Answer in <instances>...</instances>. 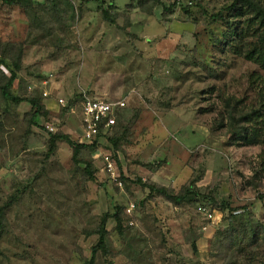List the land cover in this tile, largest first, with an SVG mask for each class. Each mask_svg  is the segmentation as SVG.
<instances>
[{
	"label": "rangeland",
	"instance_id": "obj_1",
	"mask_svg": "<svg viewBox=\"0 0 264 264\" xmlns=\"http://www.w3.org/2000/svg\"><path fill=\"white\" fill-rule=\"evenodd\" d=\"M106 1L115 5L113 22L96 2L55 0L44 9V23L36 24L30 11L0 0V45L22 48L12 90L27 97L31 86L48 112L32 122L29 103L0 100V205L9 203L0 264L88 263L98 241L94 231L115 206L122 228L106 220V247L90 264L255 263L228 248V229L240 218H227L237 209L245 213L243 224H264L262 146H229L224 129L211 131L219 93L247 102L256 97L246 78L257 66L222 51L210 36L223 29L212 15L225 0H180L168 15L160 6L147 15L129 0ZM82 93L126 101L121 138L116 145L101 140L99 147L124 175L120 188L106 176L100 156L86 149L79 164L65 142L46 156L49 132L80 142ZM86 160L94 167L92 180ZM189 182L193 192L178 205L142 186L178 193ZM128 203L135 205L131 216ZM199 203L214 207L211 221L197 214ZM251 251L264 260V238Z\"/></svg>",
	"mask_w": 264,
	"mask_h": 264
},
{
	"label": "trees",
	"instance_id": "obj_2",
	"mask_svg": "<svg viewBox=\"0 0 264 264\" xmlns=\"http://www.w3.org/2000/svg\"><path fill=\"white\" fill-rule=\"evenodd\" d=\"M55 0H5L10 5H18L27 14L32 13V21L44 23V9L49 2ZM89 1V0H87ZM98 3L97 9L100 10L102 17L105 20L113 22L114 16L112 10L115 7L114 4L106 0H90ZM130 4L138 8L141 12L151 15L153 9L156 6L162 8V14L168 15L173 12L175 2L166 4L163 0H129ZM106 4V7H103ZM191 4V3H190ZM187 7V6H186ZM183 10L187 12V8ZM214 22H222V30L215 33L214 30L210 31V36L216 39L218 46L222 51L241 57L247 61L254 63L257 69L252 70L248 73L246 82L248 88L255 93V101L247 102L246 99L236 97L235 95H225L224 93L218 94L221 102V108L217 113V118L211 126V131L224 129L227 136V144L229 146H244V145H261L262 149L259 153V162L261 161L260 170L264 172V0H225L222 4V10L212 15ZM59 21L60 18L57 17ZM5 50H2L4 49ZM22 69V48L13 45L5 44L0 45V100L5 105L18 106L22 102L29 103L31 106V121L40 115H48L44 106L41 103V94L32 90L30 87L29 95L19 96L13 92V85L19 78V71ZM20 82L18 81V84ZM43 96V95H42ZM82 94L80 95L81 98ZM126 106V101H125ZM122 107L116 111V123L112 129L99 134L102 136L101 140L109 141L113 145H116L119 141L120 134L122 133V118L121 111L125 108ZM213 128V130H212ZM100 139L95 140L92 144H85L77 142L71 139V137L59 131L54 133L49 132L47 140L48 148L46 156L51 155L58 142H65L71 148V158L75 164H79L82 161L79 160V154L82 150L86 149L90 154H96L99 150L101 143ZM103 153V152H102ZM111 158L113 156L110 154ZM102 163V157H100ZM114 161V159H113ZM116 165V164H115ZM93 164L91 161H84V171L88 179H94ZM116 171L119 179L124 185V175L118 170L116 165ZM257 170L255 171V173ZM192 183L183 184L178 193L171 191L164 185H157L155 183L150 185H142L148 188L150 195H157L163 197L165 200L178 205L182 203L193 189L191 188ZM210 199V198H209ZM197 200V199H193ZM211 200V199H210ZM133 206L134 203H132ZM202 205H208L206 203H199ZM9 203L0 205V239L2 238V231L4 230V215L5 210ZM130 205L128 203L125 207V214L131 216V213H127L126 209ZM210 206V205H209ZM222 207L224 204L221 205ZM197 207V206H196ZM226 207V206H225ZM211 210L213 206L208 207ZM237 209H233L229 213L227 222L230 223L237 217L240 219L237 221L238 224H231V228L228 229V248L232 246L238 248L242 255L246 258L249 254V259L255 261L253 264H264V260L258 256V252L254 253L251 251L247 253L246 250L253 245H256L261 238H264V224L262 223H247L243 224L242 217L243 213H237ZM201 217L202 215L197 212ZM112 218L115 221L116 228L120 231L122 226L121 219V207L115 206L111 213H105L101 221L94 231L98 236L97 243L91 248V258L88 263L90 264L99 249L106 247V220ZM202 219H204L202 217ZM207 221L206 219H204ZM211 221V220H210ZM208 222V221H207ZM193 248L195 246L193 245Z\"/></svg>",
	"mask_w": 264,
	"mask_h": 264
},
{
	"label": "built area",
	"instance_id": "obj_3",
	"mask_svg": "<svg viewBox=\"0 0 264 264\" xmlns=\"http://www.w3.org/2000/svg\"><path fill=\"white\" fill-rule=\"evenodd\" d=\"M28 89H30V87H28ZM43 95L46 96L47 93L44 92ZM57 101L59 104L65 105L63 98H59ZM124 106V99L109 101L105 98L91 97L82 93L79 101L80 142L92 144L97 139L101 140L102 136L99 134L112 129L113 125L116 123V111ZM95 156L102 157V169L106 173L108 179L119 188L122 187V181L118 177L116 165L110 154L97 152ZM133 207V204L130 203L126 212L131 213ZM196 211L207 221L213 219V211L206 205L198 204Z\"/></svg>",
	"mask_w": 264,
	"mask_h": 264
},
{
	"label": "crops",
	"instance_id": "obj_4",
	"mask_svg": "<svg viewBox=\"0 0 264 264\" xmlns=\"http://www.w3.org/2000/svg\"><path fill=\"white\" fill-rule=\"evenodd\" d=\"M43 93H44V92H42V95H43ZM43 96H44V95H43ZM46 96H47V95H46ZM46 96H45V97H46ZM58 99H59V98H58ZM58 99H57V100H58ZM57 102H58V101H57Z\"/></svg>",
	"mask_w": 264,
	"mask_h": 264
}]
</instances>
